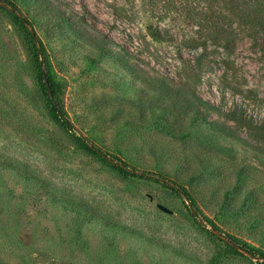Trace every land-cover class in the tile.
<instances>
[{
	"label": "rangeland",
	"instance_id": "374dc122",
	"mask_svg": "<svg viewBox=\"0 0 264 264\" xmlns=\"http://www.w3.org/2000/svg\"><path fill=\"white\" fill-rule=\"evenodd\" d=\"M12 2L28 24L0 2V264L263 262L260 40L233 24L229 46L190 47L200 0ZM79 134L168 183L115 171Z\"/></svg>",
	"mask_w": 264,
	"mask_h": 264
},
{
	"label": "trees",
	"instance_id": "16d2710c",
	"mask_svg": "<svg viewBox=\"0 0 264 264\" xmlns=\"http://www.w3.org/2000/svg\"><path fill=\"white\" fill-rule=\"evenodd\" d=\"M0 2L10 8L9 13L17 24L22 26L28 24L26 18H24L17 11V8L12 0H0ZM200 4L201 9L199 14L194 13L192 9L188 10V17L192 21L198 23L199 26L204 25L202 28L203 33H201V35H199L198 32H195V35L188 40V45L190 47L195 46L196 39H198L200 36H202L201 38L205 42L209 41L212 44L215 43L222 46H229V42L232 40L231 38L235 35V33L231 30V27L233 24H237L244 29L243 33L245 36L249 37L251 40H260L259 50L261 54L264 55V0H200ZM169 8L170 4L166 5V10H169ZM222 26L230 27V30H225L222 28ZM29 35L35 48L37 43L36 34L31 31ZM37 55L38 54L36 53V61L38 58ZM122 62L127 69H130L131 64L129 61L123 60ZM223 62L227 65L229 63L228 58H225V61ZM36 65L38 78L42 83V86L45 87L44 91L52 113L55 115L63 128L75 134L74 132L76 129L63 109L59 106V102L55 97V92L52 88L51 81L48 79V76L45 75L41 63L37 61ZM198 113L199 111L196 112V116L199 118L200 115ZM76 137L90 154L106 162L115 171L125 175L154 180L158 183H168V180H166V178H164L162 175L141 170L125 161H122L121 159L110 155L101 147L93 144L83 134H79V136L76 135ZM171 189L177 192L181 197L189 200V194L185 188L172 187ZM190 213L192 214L191 210ZM228 239L229 240L227 241V244L229 248L233 250H235V248H241L252 257L259 255L260 258H263V255L257 253L252 248H247L235 238L229 237ZM260 264H264V261Z\"/></svg>",
	"mask_w": 264,
	"mask_h": 264
},
{
	"label": "water",
	"instance_id": "95a60500",
	"mask_svg": "<svg viewBox=\"0 0 264 264\" xmlns=\"http://www.w3.org/2000/svg\"><path fill=\"white\" fill-rule=\"evenodd\" d=\"M156 206H157V208H159L160 210H162V211H164L166 213H172L171 210H169L168 208H166V207H164V206H162L160 204H157Z\"/></svg>",
	"mask_w": 264,
	"mask_h": 264
}]
</instances>
